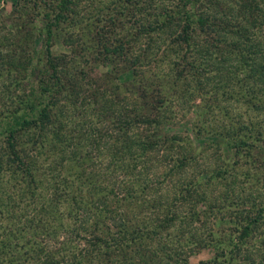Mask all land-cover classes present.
Wrapping results in <instances>:
<instances>
[{
	"label": "trees",
	"instance_id": "1",
	"mask_svg": "<svg viewBox=\"0 0 264 264\" xmlns=\"http://www.w3.org/2000/svg\"><path fill=\"white\" fill-rule=\"evenodd\" d=\"M59 1L62 8L75 6V0ZM139 2L144 11L131 23L116 16L107 20L120 27L110 37L95 25L96 31L90 29L86 18L84 24L78 20L77 31L83 33L70 41V59L65 54L54 59L48 52L49 71L20 94L31 99L24 112L16 117V108H7L0 119L9 117L0 133L6 140L2 146L11 151L0 158V172L7 170L16 186L26 185V192L44 190L49 204L59 209L64 203L73 214L72 226L63 230L65 239L33 243L43 255L33 252L23 264H191L189 255L208 247L212 254L199 264H230L257 231L264 240V192L252 197L242 191L247 194L239 197L235 190L236 182L249 183L251 170L264 164V130L260 122L232 115L229 107L242 98L250 107L264 105L255 99L258 85L264 86V0H181L170 13L159 4L153 20L145 11L155 1ZM71 16L72 25L77 24ZM63 18L55 17L54 25ZM30 26L29 20L22 23L26 31ZM124 26L138 30L136 45L143 49L133 45L126 50L131 76L101 95L94 90L100 83L87 77L84 66L95 51H104L101 64L124 52V37L118 33ZM158 49L162 59L171 60L151 72L149 61ZM147 70L149 76H142ZM191 111L199 120L185 133L173 130ZM69 121L79 127L77 136ZM20 129L29 134L23 145L30 146L16 150ZM97 136L108 141L93 156ZM50 145L55 165L39 164L35 150L41 153ZM75 172L77 183L69 179ZM56 214L62 226L64 214ZM204 216L205 221L216 219L217 231L210 230L208 238L197 226ZM226 223L229 227L223 228ZM68 244H74L73 253L59 262L51 247ZM6 245L20 243L1 246ZM7 252L12 256L0 262L19 264V254ZM243 257L246 261L249 255Z\"/></svg>",
	"mask_w": 264,
	"mask_h": 264
},
{
	"label": "rangeland",
	"instance_id": "2",
	"mask_svg": "<svg viewBox=\"0 0 264 264\" xmlns=\"http://www.w3.org/2000/svg\"><path fill=\"white\" fill-rule=\"evenodd\" d=\"M154 1L155 3L154 5L152 3L151 7L147 4L148 11H145L149 12V14H145V17H148L149 20H153L152 18L155 17L154 9L159 4V9L161 11L167 10V12H174V10L180 7L178 6V8H176V5L181 2V0ZM139 5H141L139 0H131L128 2V5H126L125 0H75L74 7L68 5V8H62L59 0H32L29 3H25V1L19 3L18 0H0V119L2 118L4 112L9 111L7 108H16L17 112L14 114L16 117L24 112L23 108L29 103L28 99L30 101L31 99L28 98V95L21 97L22 95L20 94L27 92L31 85L37 84L41 72L49 71L48 52L51 53L50 57H53L54 59H57L63 54L66 55L67 59H70L68 58V56L71 55L69 52L70 41L74 38V35H81L83 33L81 30L77 31L76 27L81 26L79 25L80 22L78 20H82L81 24H84L83 20L85 21L86 18V24L90 27V29L96 31V27L94 28L95 25L97 28L99 27L107 30L105 32L110 37L113 36L111 32H117L120 30V27L116 24L108 23L107 20L116 16L117 21L122 22L121 17H123L126 24L128 22L131 23L132 20L140 14V12L144 11L143 7L140 9ZM48 10L50 11L48 12ZM121 10H123V14H117V12L120 13ZM46 13H48V16H46ZM59 14L61 16L63 15L64 18L58 25H54V18L58 17ZM71 14H73V18L77 19V24L75 25H72L70 21L72 18ZM160 14L163 15V13ZM161 18L162 17L160 16V19ZM28 20L31 26L29 27V30L26 31V28L22 27V23ZM149 23L151 22L147 21V24ZM126 24L124 25L127 26ZM144 24L146 26V23ZM82 26L85 27V25ZM125 26L123 29L121 28L120 32H118L124 37V52L120 53V55L117 53L111 54L108 61H106L105 64H101L99 58L105 56L104 51H95L93 56L88 57L90 59L89 64L84 66L87 77L100 83H97L99 89L96 86L97 89L94 90L103 91H100L101 95L102 93L105 95L110 94V92L114 90L113 86H111L112 84L123 82L131 76V71H127L128 63L124 62V60L126 61V58L124 59L126 50L132 48L133 45L135 48L137 46L139 50L143 49L139 42H137L136 45L137 39H135V36L138 30L133 27L127 31ZM49 27H51L52 31L48 35V39L45 40V35H47V29ZM153 33L155 34L157 31H154ZM116 35L114 34V36ZM201 39H203L202 35ZM143 40H140V42H143ZM113 44H115V42H113ZM160 51L161 50L158 49V53L155 55L153 54L149 61L151 65L150 68L152 69L151 72H153V69L156 68H159L160 70L164 69L166 66L165 62L171 60V57L168 59H162L161 56L163 54H161ZM101 52L102 54H100ZM158 60L159 62L157 63ZM68 62L70 63L71 61L69 60ZM115 64L116 67H114ZM41 67H43V69H40ZM149 74L150 72L147 70V72L142 73V76H149ZM241 78L244 79V76ZM108 79L112 80L113 83H108L106 87L105 84L109 81ZM249 85L250 84L247 83V85L244 86L248 88ZM258 87L260 88V91L256 94L255 99L257 102H264V86L258 85ZM236 90L239 92L240 88L237 87ZM235 94L237 95L239 93ZM247 102L248 99L246 98H242L240 101H231L229 105L231 108V114H238L242 116L244 121H246L245 119H249L255 121L256 124L260 122L261 127L264 130V105L256 104L257 107H254V105L250 107L246 104ZM5 119H9V117L0 120V130L2 129L1 125H3L4 121H6ZM195 120H199L198 113L196 116L195 111H191L183 115L177 123L174 124L173 130L185 133L192 126ZM68 127L70 129H74L77 136L79 127L75 124L73 125L71 121L68 122ZM191 135L193 134L190 132V136ZM73 136H75V134ZM76 136L74 138L79 139ZM28 138V132L20 129L16 137L17 140H15L17 141L15 149L21 150L24 146L29 147L30 145H23ZM0 139V158H8V154L10 155L11 151L9 147H4L6 140L1 133ZM48 140H51V138L48 137ZM96 141L97 144L94 145V148L98 146L102 147L108 140L106 139L105 142V139L97 136ZM3 142L4 145L2 146ZM200 144L201 141L197 143L198 146H200ZM52 145L45 148V150L41 153H39L40 150H35L38 155L39 164L45 165L52 163V166L55 165L54 157L57 155L55 153H51L53 150ZM199 149L200 148H197V151H199ZM225 150L226 148L223 147V152ZM92 155L99 156V149L96 148L95 150H92ZM261 155L263 156V159L264 153ZM58 158H60V156H58ZM258 161L261 160L258 158ZM259 165L262 169L258 166L257 169L254 168V170H251L253 173L252 176L255 177H252V180L249 183L244 182V180L236 182L235 190L237 196L242 197L248 193L250 195L252 194V197H254L258 195L260 190L264 192V177L262 175L264 164L259 163ZM59 167L61 168V166ZM73 176L75 177H70L69 179L77 183L78 179L76 172ZM13 180L14 179L9 176V172L7 170H1L0 257L4 259V262L8 261L9 257L12 256V254H7V250L9 249L11 252L19 254L21 257L19 264H23L25 262L24 260H27V258L32 256V254H35L33 252L39 253L36 254L35 257L43 255L42 252L40 254L38 249H33V243L48 241V243L50 242L49 244H54L56 240H58V242L64 240L65 238L62 237V234L64 233L63 230L72 226L73 214L69 213V208H67L64 203H62V206H60L59 209H56L52 204H49L44 190L39 188L26 192L25 184H23L22 187H19L14 184ZM83 188L84 190H87L88 185H84ZM70 190V188H66L63 191L65 194H69ZM108 190L110 189H107L106 193H108ZM242 191L248 192L242 193ZM43 199L44 201H42ZM41 204H43L42 207H40ZM56 210L64 214L62 226L59 225ZM234 214H232V216H234ZM204 218L205 216L197 220V226L198 229L200 227L199 232L202 236L208 238L211 234L210 230L217 231V226H214L216 219L210 218V221H205ZM229 224L230 223H226V225H223V228H228ZM187 235H185V237H187ZM259 235L260 232L257 231L256 236L250 238L247 244L240 251V254L242 253L241 256L237 255L230 264H264V240L262 241ZM49 239H51V241ZM9 241L20 243V245L15 246L14 248H10L9 245L1 246L2 243H8ZM73 245L74 244L63 246L56 245L55 247H51L53 249L50 253L53 255V252L55 251L59 262H61V257H63L64 260V256H71V253H73L74 250ZM211 252V247L204 248L199 253L190 254L189 261L191 264H199L201 260H206L210 257L212 254ZM246 255H249V257L246 261H244L242 258ZM70 263L71 260L69 261V264ZM72 263L75 264L74 262ZM0 264L6 263L0 262ZM131 264H137V262H131Z\"/></svg>",
	"mask_w": 264,
	"mask_h": 264
}]
</instances>
